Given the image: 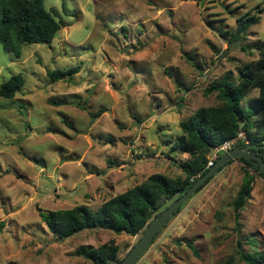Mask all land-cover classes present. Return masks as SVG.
I'll list each match as a JSON object with an SVG mask.
<instances>
[{
    "label": "rangeland",
    "instance_id": "1",
    "mask_svg": "<svg viewBox=\"0 0 264 264\" xmlns=\"http://www.w3.org/2000/svg\"><path fill=\"white\" fill-rule=\"evenodd\" d=\"M44 3L66 24L51 44H24L17 58L0 41V86L25 78L15 98L0 96V264H93L74 251L110 241L122 260L144 230H83L57 241L43 218L79 204L96 211L154 173L184 177L179 163L189 155L172 150L180 124L219 103L206 87L229 72L237 80L239 67L259 58L264 0ZM246 13L260 22L231 43L220 30L235 31ZM72 66L80 70L71 79L50 80L48 71ZM245 168L234 159L208 180L137 264H246L237 256L238 240L249 248L246 237L264 252V177L249 169L255 178L240 228L232 205Z\"/></svg>",
    "mask_w": 264,
    "mask_h": 264
},
{
    "label": "trees",
    "instance_id": "2",
    "mask_svg": "<svg viewBox=\"0 0 264 264\" xmlns=\"http://www.w3.org/2000/svg\"><path fill=\"white\" fill-rule=\"evenodd\" d=\"M63 9L68 12L65 6ZM261 11L262 9L258 12ZM58 16H61L60 11L56 8L47 9L44 0H0V41L5 51L21 58L24 44H51L62 26L66 25L62 19L57 18ZM260 19L261 16L256 13L243 14L238 17L235 31L222 29L220 34L231 43L241 40L249 35L250 28L258 24ZM260 48L262 50L259 58L239 67L237 80L229 72L204 89L206 96L212 94L216 96L219 101L217 105L199 108L188 119L181 122L182 133L175 138L172 150L189 155L187 159L179 163L185 174L184 177L172 178L161 173H154L142 183L109 198L96 211L86 204L51 211L43 220L54 238L59 241L83 230L94 229H106L118 234L136 236L145 230L160 211L169 207L186 192L225 153L220 152L216 159H213L216 147L236 138L242 131L245 132L249 143L263 145L264 46L260 44ZM79 70L78 66L57 68L48 71V75L52 82H57L71 79ZM24 84V76L14 74L1 84L0 96L15 98ZM256 89H258V95L252 98V101L250 100L249 107L244 106V99ZM60 102L55 100L52 104L59 105ZM78 105L80 106L81 103ZM103 113L104 109H100L93 116H100ZM246 144L248 143L239 141L234 147ZM258 153L264 159V147L259 149ZM239 159L248 167L244 169L246 181L239 188L232 202L240 228L241 210L252 196L255 173L264 177V172H261L259 166L246 159ZM211 161L212 165L209 164ZM249 169H253L255 173H251ZM190 199L183 203L172 217H175ZM162 201H169L170 205L162 209ZM168 222L155 239L162 233ZM4 224L5 221H0V232ZM246 242L249 245L248 249L241 240H238L237 256L240 260L246 264H264V252L258 248V239L246 237ZM188 244L194 248L192 243ZM119 254L120 247L112 241L98 247L82 245L74 251V255L84 257L93 264H113L120 261Z\"/></svg>",
    "mask_w": 264,
    "mask_h": 264
},
{
    "label": "water",
    "instance_id": "3",
    "mask_svg": "<svg viewBox=\"0 0 264 264\" xmlns=\"http://www.w3.org/2000/svg\"><path fill=\"white\" fill-rule=\"evenodd\" d=\"M262 147H264V144L258 145L248 143L245 146L233 147L225 152L216 160L215 164H213L205 174L200 176L194 182V184L186 192L173 201L169 207L156 215L146 226L143 235L135 243L125 258L113 264H137L148 248L152 245L158 232L171 219L178 208L189 198H191L192 195L197 193L198 189L203 186L210 178L214 177L219 172L221 167H223L227 162L239 158L246 159L254 165L259 166L261 172H264V159L263 156L258 153V150Z\"/></svg>",
    "mask_w": 264,
    "mask_h": 264
},
{
    "label": "built area",
    "instance_id": "4",
    "mask_svg": "<svg viewBox=\"0 0 264 264\" xmlns=\"http://www.w3.org/2000/svg\"><path fill=\"white\" fill-rule=\"evenodd\" d=\"M239 141H244L246 143H249V140H248L245 132H243V131L240 132L236 138L225 142L224 144H222L219 147H216L215 148V155H214L213 159H216L217 154H219L220 152H227L229 149L233 148ZM209 164L212 165L213 162L211 161Z\"/></svg>",
    "mask_w": 264,
    "mask_h": 264
}]
</instances>
